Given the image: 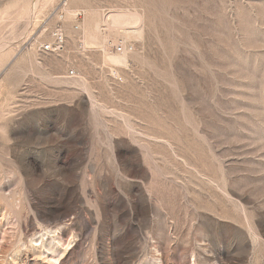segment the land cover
I'll use <instances>...</instances> for the list:
<instances>
[{"label":"rangeland","instance_id":"obj_1","mask_svg":"<svg viewBox=\"0 0 264 264\" xmlns=\"http://www.w3.org/2000/svg\"><path fill=\"white\" fill-rule=\"evenodd\" d=\"M67 1L0 0V264H264V0Z\"/></svg>","mask_w":264,"mask_h":264},{"label":"bare ground","instance_id":"obj_2","mask_svg":"<svg viewBox=\"0 0 264 264\" xmlns=\"http://www.w3.org/2000/svg\"><path fill=\"white\" fill-rule=\"evenodd\" d=\"M36 2V1H35ZM65 5H67V2H65ZM30 8L34 9L37 8V4L36 3H32L30 5ZM111 13V12H110ZM113 13V12H112ZM117 13V12H115ZM136 17V16H135ZM106 21V19H105ZM107 21L109 22L108 24V29L110 28H116L118 30L121 29H126L128 30V28H130V26L134 25L136 23V19H125L123 18L121 15L119 14H114L110 16V19L107 18ZM132 28V27H131ZM134 29V28H133ZM136 29V28H135ZM130 32V31H129ZM116 33V32H115ZM120 33V32H119ZM99 27L97 25V27L95 28V32L93 34H90L89 36H87V38L85 39V43L86 45L89 44L90 42H94V41H98L99 39ZM104 37V36H103ZM102 38V37H101ZM105 38V37H104ZM104 40V39H103ZM102 44L104 43L103 41L101 42ZM105 46V45H104ZM103 47L104 52L106 51L105 47ZM102 49V48H101ZM105 62H111L117 65H123L126 61H127V55L126 53H122V54H115V55H106L105 58Z\"/></svg>","mask_w":264,"mask_h":264},{"label":"built area","instance_id":"obj_3","mask_svg":"<svg viewBox=\"0 0 264 264\" xmlns=\"http://www.w3.org/2000/svg\"><path fill=\"white\" fill-rule=\"evenodd\" d=\"M54 36H55V45L58 47V48H62L63 44H64V36L62 33H54ZM41 49L43 51H51L52 50V45L51 44H44L41 46ZM118 51H122V47L121 46H118Z\"/></svg>","mask_w":264,"mask_h":264},{"label":"crops","instance_id":"obj_4","mask_svg":"<svg viewBox=\"0 0 264 264\" xmlns=\"http://www.w3.org/2000/svg\"><path fill=\"white\" fill-rule=\"evenodd\" d=\"M65 2H68L67 0H65Z\"/></svg>","mask_w":264,"mask_h":264}]
</instances>
